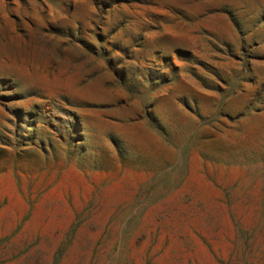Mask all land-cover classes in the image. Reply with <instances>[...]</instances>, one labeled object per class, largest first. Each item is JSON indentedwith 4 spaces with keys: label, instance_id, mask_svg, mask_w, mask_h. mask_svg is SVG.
I'll list each match as a JSON object with an SVG mask.
<instances>
[{
    "label": "rangeland",
    "instance_id": "rangeland-1",
    "mask_svg": "<svg viewBox=\"0 0 264 264\" xmlns=\"http://www.w3.org/2000/svg\"><path fill=\"white\" fill-rule=\"evenodd\" d=\"M0 264H264V0H0Z\"/></svg>",
    "mask_w": 264,
    "mask_h": 264
}]
</instances>
